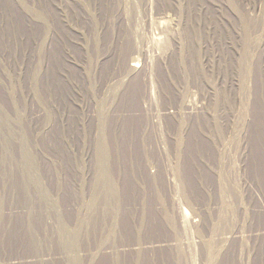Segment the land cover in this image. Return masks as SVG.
Listing matches in <instances>:
<instances>
[{
  "label": "rangeland",
  "instance_id": "1",
  "mask_svg": "<svg viewBox=\"0 0 264 264\" xmlns=\"http://www.w3.org/2000/svg\"><path fill=\"white\" fill-rule=\"evenodd\" d=\"M0 264H264V0H0Z\"/></svg>",
  "mask_w": 264,
  "mask_h": 264
},
{
  "label": "bare ground",
  "instance_id": "2",
  "mask_svg": "<svg viewBox=\"0 0 264 264\" xmlns=\"http://www.w3.org/2000/svg\"><path fill=\"white\" fill-rule=\"evenodd\" d=\"M132 66H134L132 68H137V67H139V64L133 63Z\"/></svg>",
  "mask_w": 264,
  "mask_h": 264
}]
</instances>
